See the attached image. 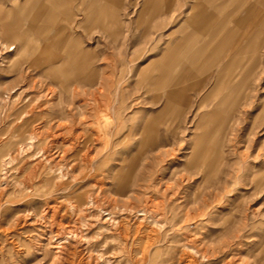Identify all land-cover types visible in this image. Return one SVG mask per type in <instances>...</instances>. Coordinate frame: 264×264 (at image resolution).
<instances>
[{"label": "rangeland", "instance_id": "obj_1", "mask_svg": "<svg viewBox=\"0 0 264 264\" xmlns=\"http://www.w3.org/2000/svg\"><path fill=\"white\" fill-rule=\"evenodd\" d=\"M198 1L261 39L234 107L203 103L212 82L167 102L186 61L163 54L195 0H125L116 35L104 0H0V264H264V0ZM195 133L219 165L189 163Z\"/></svg>", "mask_w": 264, "mask_h": 264}, {"label": "crops", "instance_id": "obj_2", "mask_svg": "<svg viewBox=\"0 0 264 264\" xmlns=\"http://www.w3.org/2000/svg\"><path fill=\"white\" fill-rule=\"evenodd\" d=\"M72 1L73 0H70V3ZM104 1L105 2L99 5V17L97 23L101 24L97 25L104 30L106 28V31L109 30L112 34H119L121 32L119 10L122 8L125 0ZM155 1L157 0H144L143 9L145 8L147 14L151 12L152 15L158 14L166 16L175 10L174 8L179 9L183 6L182 3L176 5L177 0H163V11L153 13ZM221 2L226 3L228 0H221ZM204 5V2L202 3L201 1L195 0L194 4L189 8L190 11L187 13L186 18L181 23L183 26L180 37H170L163 55L164 58H166V62H169L171 69L174 68L176 64L178 65L179 58L182 57L186 61L182 66L180 65L181 68L184 69H182L184 75L180 78L182 81L176 83L179 88L185 89L184 94L189 90L199 94L204 91L203 88L205 83L212 82L211 89L202 99L203 103L206 102L209 97L214 96L215 94H220L214 105L215 108L218 109L225 100H230L231 106L234 107L245 95L247 90V88L244 87V85H246L245 81H247L251 74H254L253 68L256 64H251L250 58L253 56L251 54L257 49L261 39L258 37L254 40V44L252 45L246 42L244 44L239 38V27H244L246 25L244 18L232 16V21L235 23V27H232L228 24L231 20L230 14L217 17L216 14L207 12ZM65 10L66 13L71 16L72 20L75 15L73 8L69 6ZM91 11H93L92 4L86 9L87 14ZM163 19L160 24L158 23L156 25L164 28L166 19ZM112 22L113 25L111 24ZM255 24L258 25L259 22H255L254 25ZM113 28H116L114 33L112 32ZM199 35L209 36L215 40L212 53H209L208 49L213 40L211 41V39H208L205 40L204 45H198ZM200 72L204 73V77L201 80H196V82H193L192 84L190 83L188 87L183 86V83L197 78L196 74ZM177 79V76H175L173 80L176 82ZM227 83L229 84V89L223 88ZM228 90L230 91L229 96L231 97L227 96L225 98L222 93L223 91L228 92Z\"/></svg>", "mask_w": 264, "mask_h": 264}, {"label": "bare ground", "instance_id": "obj_3", "mask_svg": "<svg viewBox=\"0 0 264 264\" xmlns=\"http://www.w3.org/2000/svg\"><path fill=\"white\" fill-rule=\"evenodd\" d=\"M173 1V0H172ZM166 2V1H165ZM148 4H149V2H148ZM163 7H164V1L163 0H160L159 2H158V4L156 5V7L154 6L153 7V11H155V10H159V11H163L162 9H163ZM144 10V13H145V8L143 9ZM41 12H42V10H41ZM40 12V13H41ZM112 25H113V22L111 23ZM116 24H117V22H116ZM109 26V25H108ZM2 34H0L1 36H4V37H6V36H9V37H11L12 35H13V31L12 30H9L8 28H6V26H2ZM116 31V28H113V30H112V32L114 33ZM239 43V42H238ZM238 43H236V44H238ZM237 46V45H236ZM12 49H14L15 47H11ZM235 48V47H234ZM173 50H174V48H173ZM175 51V50H174ZM49 61V60H48ZM174 79V78H173ZM175 82V80H173V83ZM178 83V82H177ZM176 86H177V84H175ZM178 89V90H177ZM184 91H185V89L184 88H176V90H171V91H169L168 92V102L170 103V104H173V102L175 103H177L176 105H179V106H181V102L179 101V98H182V95H184ZM183 99H181V101H182ZM215 108V107H214ZM215 109H217V108H215ZM219 114V112H218V110L217 111H212V113H208V115H209V118L210 117H212L213 118V116H216L217 117V115ZM223 115V114H222ZM222 115H219V116H222ZM218 116V117H219ZM205 121L203 120L199 125H198V127H197V129H200L201 127H202V125H203V123H204ZM203 134V133H202ZM202 134L201 133H195V140H196V143H195V145L193 146V148H192V156H191V159H190V161H189V163L191 164V163H194V164H198V166H199V164L200 163H202V164H204L207 168H209V166H210V164H212V166L213 167H216L217 165H219L220 164V162H221V157H220V155H217L216 156V158L211 162V159H209L210 158V153H209V148H208V146H206L205 145V143H204V138L205 137H203L202 136ZM31 140H32V138H31ZM30 140V141H31ZM28 144V143H27ZM22 146V145H21ZM20 148V147H19ZM22 148V147H21ZM219 149V148H218ZM6 162H8V161H6V159H3L2 161H1V165L0 166H4L5 164H6ZM9 163V162H8ZM212 168V167H211ZM3 170V167H0V173H1V171ZM1 176V175H0Z\"/></svg>", "mask_w": 264, "mask_h": 264}]
</instances>
